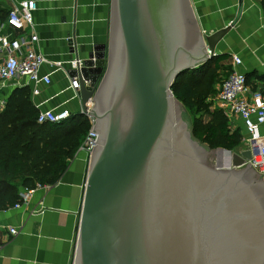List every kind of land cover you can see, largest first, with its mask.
I'll return each mask as SVG.
<instances>
[{
	"label": "water",
	"instance_id": "1",
	"mask_svg": "<svg viewBox=\"0 0 264 264\" xmlns=\"http://www.w3.org/2000/svg\"><path fill=\"white\" fill-rule=\"evenodd\" d=\"M229 27L203 37L190 0L111 1L106 49L80 69L97 144L73 264H264V173L194 137L171 90Z\"/></svg>",
	"mask_w": 264,
	"mask_h": 264
},
{
	"label": "crops",
	"instance_id": "2",
	"mask_svg": "<svg viewBox=\"0 0 264 264\" xmlns=\"http://www.w3.org/2000/svg\"><path fill=\"white\" fill-rule=\"evenodd\" d=\"M19 1L0 0V19H4L8 9ZM111 1L35 0L34 31L39 38V51L50 59L67 60L72 54L68 40L71 38L78 56L85 62L96 47L104 45L106 49ZM190 2L200 30L209 34L230 25L215 45L216 55H228L221 64L231 68V56L237 55L241 59L237 67L246 74L249 88L264 90V7L261 0H241L239 15V0ZM30 31L25 26L14 34ZM65 67L67 75L46 65L41 68L42 74L52 70L51 82L41 85L40 94H30L33 104L41 103V109L58 107L70 114L80 113V93L75 96L73 90L67 88L68 77L72 74L68 64ZM215 106L223 109L219 103ZM228 123L232 129L239 128L243 138L248 136L237 116L228 117ZM258 133L264 136V123L259 126ZM87 169V154L78 148L55 182L41 183L43 187L34 190L26 201L0 210V264H73ZM9 227H15L17 233L10 234Z\"/></svg>",
	"mask_w": 264,
	"mask_h": 264
},
{
	"label": "trees",
	"instance_id": "3",
	"mask_svg": "<svg viewBox=\"0 0 264 264\" xmlns=\"http://www.w3.org/2000/svg\"><path fill=\"white\" fill-rule=\"evenodd\" d=\"M261 3L264 7V0ZM227 57L217 54L198 67L180 72L171 90L188 112L193 111V136L210 148L231 151L241 143L243 134L239 128H231L224 110L213 107L212 102L230 71L221 64ZM245 79L248 83L246 74ZM29 92V87L12 89L0 109V210L20 201L21 188L55 182L90 126L88 118L79 112L59 122H37L38 110Z\"/></svg>",
	"mask_w": 264,
	"mask_h": 264
},
{
	"label": "built area",
	"instance_id": "4",
	"mask_svg": "<svg viewBox=\"0 0 264 264\" xmlns=\"http://www.w3.org/2000/svg\"><path fill=\"white\" fill-rule=\"evenodd\" d=\"M36 9L35 0H21L8 9L4 19H0V109L5 106L7 94L14 88L29 87L32 96L40 94L41 85H48L51 82L52 70H62L67 75L65 64H68L69 70L73 69L76 72L68 77L67 88L72 89L75 96L78 95L80 81L83 80L80 69L84 65V60L78 56L77 48L71 38L68 40L72 45V54L67 60L50 59L39 51L37 47L39 38L34 31L33 12ZM25 26L31 29L29 33L14 34V31H22ZM201 34L203 37L207 35L204 29H201ZM231 60L230 71L222 79L213 97L215 103L223 107L227 117L237 116L242 120L248 134L246 138H243L246 144L244 149H248L251 154L246 162H250L257 172L264 173V136L258 133L259 126L264 123V95L247 85L244 72L237 67L241 59L237 55H232ZM45 65L52 70L42 74L41 68ZM83 81L88 84L85 80ZM90 103L91 100L86 103V112L89 110ZM33 105L38 110L37 122L39 123L59 122L70 115L66 109H58V107L41 109V103ZM84 115L88 118L90 126L79 149L87 154L89 161L93 147L97 144V133L93 132L94 118L86 113ZM262 177L264 178V174ZM42 187V184L37 182L32 188H22L19 191L20 201L15 206L26 201L34 190ZM8 230L12 235L17 233L15 227H9Z\"/></svg>",
	"mask_w": 264,
	"mask_h": 264
},
{
	"label": "rangeland",
	"instance_id": "5",
	"mask_svg": "<svg viewBox=\"0 0 264 264\" xmlns=\"http://www.w3.org/2000/svg\"><path fill=\"white\" fill-rule=\"evenodd\" d=\"M104 68V67H103ZM102 74V73H101ZM101 74H100V76L98 77V80H97V83L99 82V80H100V78H101ZM222 76H223V74H222ZM220 78H222V77H220ZM213 99H212V102H213V107L216 105V103H215V100H214V97H212ZM185 108V107H184ZM187 111V110H186ZM187 113H188V115L190 116V120H191V114H193V111L192 112H188L187 111ZM198 115V114H197ZM246 147V144H245V142H244V139H242V141H241V143L236 147V148H234L232 151H235V150H238V151H240L241 149H244Z\"/></svg>",
	"mask_w": 264,
	"mask_h": 264
},
{
	"label": "bare ground",
	"instance_id": "6",
	"mask_svg": "<svg viewBox=\"0 0 264 264\" xmlns=\"http://www.w3.org/2000/svg\"><path fill=\"white\" fill-rule=\"evenodd\" d=\"M221 159H223V157H221Z\"/></svg>",
	"mask_w": 264,
	"mask_h": 264
}]
</instances>
